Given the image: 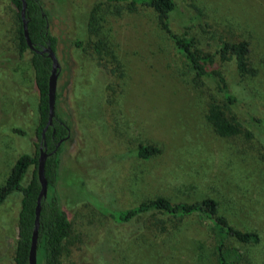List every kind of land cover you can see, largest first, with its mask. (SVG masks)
Returning a JSON list of instances; mask_svg holds the SVG:
<instances>
[{
  "label": "rangeland",
  "instance_id": "374dc122",
  "mask_svg": "<svg viewBox=\"0 0 264 264\" xmlns=\"http://www.w3.org/2000/svg\"><path fill=\"white\" fill-rule=\"evenodd\" d=\"M175 2L172 30L186 29L201 51L249 42L253 76L240 79L233 61L217 59L213 67L239 98L229 115L245 132L252 130V118L264 119V0ZM42 3L57 39L56 111L70 126L57 183L71 222L62 264H217L214 232L204 218H189L165 235L150 228V215L116 223L102 212L157 196L172 202L215 199L231 224L259 235L250 245L230 242L229 257L242 254L249 264H264L263 139L214 132L206 119L214 85L195 77L155 11L105 0ZM19 28L11 0H0V53L17 50ZM38 98L29 53L18 65L0 69V185L21 154L36 151ZM141 143L161 152L139 159ZM21 197L16 191L0 205V264H14ZM37 264H44L40 250Z\"/></svg>",
  "mask_w": 264,
  "mask_h": 264
},
{
  "label": "trees",
  "instance_id": "16d2710c",
  "mask_svg": "<svg viewBox=\"0 0 264 264\" xmlns=\"http://www.w3.org/2000/svg\"><path fill=\"white\" fill-rule=\"evenodd\" d=\"M105 1L123 3L128 9H134L137 6L152 8L156 13L160 27L187 61L194 71L195 77L208 80L214 85V96L209 97L206 112V119L214 132L227 138H233L241 134L250 140L253 139L252 135L258 134L257 137L263 139L264 143V119L252 118L254 122L251 125L252 130L245 132L242 122L235 115H229V112L239 105V98L227 84L222 72L213 67L217 59L220 62L233 61L236 74L240 79L253 76L255 70L249 65L250 44L247 40L223 42L214 53L203 52L197 48L194 37L190 36L186 29L181 33L172 30V14L177 7L175 0ZM26 2L28 33L35 49L42 50L50 45L55 51L57 39L50 31V15L43 7L42 0H26ZM11 3L17 10V18L20 23L19 43L15 52L0 53V69L16 66L26 57L27 53L30 54L35 85L39 94V123L36 128L38 140L35 142L36 151L34 154L23 153L17 158L4 182L0 185V205L12 193L21 192V207L17 220L18 238L13 260L14 264H28L36 199L40 190V182L37 176V159L41 132L48 117V78L52 62L46 53H37L28 48L22 33L21 1L11 0ZM95 51L100 54L102 48L100 50L96 46ZM218 98L220 101L217 100ZM69 130L68 122L60 118L56 111L53 124L45 131L47 152L50 153L45 163L48 191L46 198L41 202L37 248V251H42L44 264H62L61 257L71 232V222L66 211L62 208L60 194L57 189V183L62 175L60 170L62 145L69 138ZM16 131L21 130L16 129ZM60 140L62 142L57 146ZM160 152L161 149L158 145L141 143L135 150V156L146 161ZM31 167H34L32 176L28 183L23 185L22 182ZM218 210L219 202L213 198L206 197L192 202H172L164 196H157L127 209L102 208V212L111 217L116 223H128L143 215H150L152 216L150 228H153L156 233L165 235H168L171 229L182 225L189 218H204L209 222L214 232V256L217 264H249L248 259L245 256L243 257L242 254H238L235 259L229 257L230 242L234 241L242 245L257 243L259 240L258 233L237 228L225 216L219 214Z\"/></svg>",
  "mask_w": 264,
  "mask_h": 264
},
{
  "label": "water",
  "instance_id": "95a60500",
  "mask_svg": "<svg viewBox=\"0 0 264 264\" xmlns=\"http://www.w3.org/2000/svg\"><path fill=\"white\" fill-rule=\"evenodd\" d=\"M20 1L22 4L20 10L22 33L28 48L30 50H34L37 53H46L52 62L51 71L48 78V117L46 124L41 132V142L39 146V155L37 159V176L40 182V190L36 199L34 227L32 231L31 244L28 253V264H37V248H38L41 202L43 199L46 198L48 191V182L45 177V163L50 153L47 152L45 131L53 124V120L56 114L57 79L60 71V63L56 56V52L50 45H47L42 50L35 49L28 33V26H27L28 20L26 18L27 2L26 0H20ZM61 142L62 140L58 142L57 146H59Z\"/></svg>",
  "mask_w": 264,
  "mask_h": 264
}]
</instances>
